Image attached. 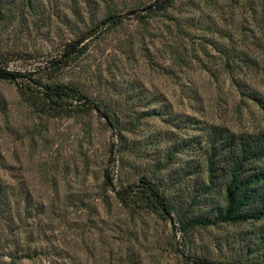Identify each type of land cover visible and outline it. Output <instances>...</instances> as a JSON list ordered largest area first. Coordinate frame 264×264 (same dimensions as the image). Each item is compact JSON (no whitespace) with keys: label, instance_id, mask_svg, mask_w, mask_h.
Listing matches in <instances>:
<instances>
[{"label":"rangeland","instance_id":"rangeland-1","mask_svg":"<svg viewBox=\"0 0 264 264\" xmlns=\"http://www.w3.org/2000/svg\"><path fill=\"white\" fill-rule=\"evenodd\" d=\"M156 1L4 0L0 65L48 80L51 60L86 35L79 47L89 44L88 50L56 80L77 85L92 100H107L122 121L133 118V107L143 110L142 106L160 93L175 110L206 122L238 132L264 131V110L229 81L224 60L214 48L218 44L229 47V41L211 31L212 27L233 30L238 49L249 52L264 67V0H185L190 5L180 4L166 12L156 10ZM133 9L136 12L130 13ZM109 14L120 15L122 21L103 25ZM190 15L194 21L188 24ZM254 70H249L248 81L264 99V73ZM138 87L148 90L142 93L145 99L129 100L128 92L140 95ZM98 115L93 111L71 117L40 116L22 101L15 83L0 81V150L5 159L24 175L40 200L47 202L55 194L56 205H62L67 194L75 193L84 195L92 207L90 211L69 207V224L58 225L57 242H70L69 248L82 264H121L114 258L124 257V250L114 246L111 257L102 242H127L108 224L129 220L117 206L113 191L103 188V170L108 168L115 177L131 175L137 185L140 181L133 169L127 168L123 175L118 170L116 131ZM161 126L159 118H145L134 132L125 133L128 140L140 143ZM127 157L133 167L145 163L135 155ZM104 199L112 202L110 213ZM88 215L101 227L85 224ZM134 220L131 230L141 235L139 241L145 246L142 264H190L184 258L188 256L183 244L186 236L178 223L151 213ZM246 228L227 226L225 231L233 234ZM222 235L220 229H196L189 241L213 258H232L233 253L218 243L225 242ZM72 242L81 245L75 247ZM87 243L96 252L92 259ZM5 260L8 257L1 256L0 264H8ZM50 263L45 257L22 264Z\"/></svg>","mask_w":264,"mask_h":264},{"label":"trees","instance_id":"trees-1","mask_svg":"<svg viewBox=\"0 0 264 264\" xmlns=\"http://www.w3.org/2000/svg\"><path fill=\"white\" fill-rule=\"evenodd\" d=\"M3 1L0 0V11ZM180 4L190 5L185 0H157L156 10L166 12ZM135 12L133 9L130 13ZM120 17L109 14L101 23L117 24L122 21ZM193 21L192 15L186 19L188 24ZM211 31L220 38H227L230 43L229 47L214 46L224 60L223 69L229 81L264 110V99L248 81L249 70L254 68L255 72L262 70L264 73L260 61L249 52L238 49L233 30L212 27ZM87 38L85 35L68 44L59 57L51 60L48 80L0 65V81L15 83L22 101L40 116L71 117L97 111L98 116L116 131L118 170L123 175L127 168L133 169L140 184L131 180V175L115 177L108 168L103 170V188L113 191L117 206L129 220L108 224L118 229L127 240L102 242L109 248V255L112 257L114 246L121 247L124 257L115 260L121 264H142L145 246L139 241L141 235L131 230L132 222L144 213H151L174 225L178 223L186 236L183 244L188 256L185 257L182 250L177 251L190 264H264V131L238 132L226 125L206 122L193 114L175 110L167 97L160 93L145 106L139 104L143 110H134L133 107L130 110L133 118L122 121L107 100H92L77 85L56 80L63 69L86 53L89 44L80 47L79 44ZM143 89L138 87L140 95L136 96L128 92L129 100L135 97L143 101L146 96L142 93L148 91ZM153 117L162 122L159 130L143 137L140 140L142 145L128 140L125 131L134 132L142 125L143 119ZM129 155L144 159L145 163L133 167ZM139 167H143V171L136 170ZM54 199L55 194L47 202L40 200L24 175L16 171L0 150V257H8L9 260H5L8 264H22L24 260L45 257L51 260L50 264H82L69 248L71 243L57 242L56 233L58 225L69 224L66 213L69 207L89 211L92 207L84 195L75 193L67 194L62 205H56ZM104 202L110 213L112 202L107 199ZM92 221L88 215L84 223L90 228L101 227ZM236 225H246L247 228L233 234L226 233L225 227ZM209 228L221 230L225 242L218 243L226 247L224 251L233 253L232 258H213L201 246L199 251L189 241L196 229ZM72 243L75 247L81 245V242ZM88 245L85 248L92 259L96 252Z\"/></svg>","mask_w":264,"mask_h":264}]
</instances>
